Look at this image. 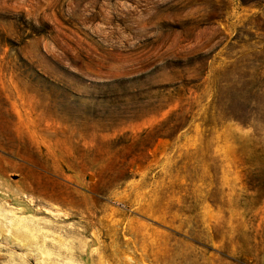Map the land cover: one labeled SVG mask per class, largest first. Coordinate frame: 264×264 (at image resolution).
I'll return each mask as SVG.
<instances>
[{
	"label": "rangeland",
	"instance_id": "1",
	"mask_svg": "<svg viewBox=\"0 0 264 264\" xmlns=\"http://www.w3.org/2000/svg\"><path fill=\"white\" fill-rule=\"evenodd\" d=\"M0 264H264V0H0Z\"/></svg>",
	"mask_w": 264,
	"mask_h": 264
},
{
	"label": "water",
	"instance_id": "2",
	"mask_svg": "<svg viewBox=\"0 0 264 264\" xmlns=\"http://www.w3.org/2000/svg\"><path fill=\"white\" fill-rule=\"evenodd\" d=\"M87 177H90V175H87Z\"/></svg>",
	"mask_w": 264,
	"mask_h": 264
}]
</instances>
